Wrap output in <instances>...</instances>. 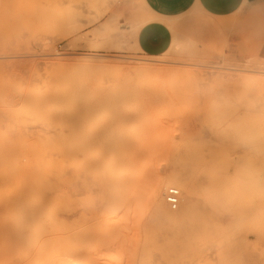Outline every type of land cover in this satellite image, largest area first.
Instances as JSON below:
<instances>
[{
  "label": "rangeland",
  "instance_id": "rangeland-1",
  "mask_svg": "<svg viewBox=\"0 0 264 264\" xmlns=\"http://www.w3.org/2000/svg\"><path fill=\"white\" fill-rule=\"evenodd\" d=\"M156 20L172 27L143 0H0V264H28L15 200L36 198L40 247H64L134 186L92 263L264 264V3L225 19L220 54L177 32L142 49Z\"/></svg>",
  "mask_w": 264,
  "mask_h": 264
},
{
  "label": "bare ground",
  "instance_id": "bare-ground-1",
  "mask_svg": "<svg viewBox=\"0 0 264 264\" xmlns=\"http://www.w3.org/2000/svg\"><path fill=\"white\" fill-rule=\"evenodd\" d=\"M74 64V63H73ZM79 65V64H78ZM76 66V65H75ZM83 66V65H82ZM77 67V66H76ZM81 67V65H80ZM62 102V101H61ZM60 103V102H59ZM61 104V103H60ZM62 107V106H61ZM93 110V109H92ZM95 111V110H94ZM92 115V114H91ZM97 116V115H96ZM95 117V116H94ZM97 118V117H95ZM82 119V118H81ZM93 119V118H92ZM71 120V119H70ZM86 121V120H85ZM78 122V121H77ZM101 129V128H100ZM104 129V128H103ZM103 129H101V132L104 131ZM110 131V130H109ZM112 131V130H111ZM62 132V131H60ZM100 133V132H99ZM113 133V132H112ZM103 133H100V135L102 136ZM100 136V137H101ZM132 136V135H131ZM104 137V136H103ZM106 137V136H105ZM104 137V138H105ZM103 138V139H104ZM106 139V138H105ZM104 139V140H105ZM107 140V139H106ZM98 142V140H97ZM101 142V141H100ZM110 144V143H109ZM100 147L101 144L99 143ZM111 146V145H110ZM107 147V146H106ZM2 148V147H1ZM108 149V148H107ZM121 149V148H120ZM103 150V149H101ZM112 150V149H111ZM63 152V151H62ZM108 150L106 152H102V153H107ZM123 152V151H122ZM101 153V152H100ZM111 153V152H110ZM113 153V152H112ZM108 154V153H107ZM114 154V153H113ZM109 155V159H108V164L112 166V163L114 162V155ZM43 157V156H42ZM92 157V156H90ZM96 158V157H95ZM137 158V157H136ZM105 159H107L105 157ZM104 159V160H105ZM45 160V159H44ZM96 160V159H95ZM136 160V159H135ZM139 160V159H138ZM2 161V160H0ZM97 161V160H96ZM3 162V161H2ZM4 163V162H3ZM2 164V163H1ZM9 166V165H8ZM118 166V164H117ZM11 167V165H10ZM92 167V166H91ZM101 168V167H100ZM99 168V169H100ZM105 168V167H104ZM9 169V168H8ZM11 169V168H10ZM94 169V168H93ZM138 169V168H137ZM121 170V169H120ZM115 173V172H114ZM136 173V172H135ZM44 175V174H43ZM100 175V174H98ZM111 175V174H110ZM134 175V174H133ZM142 175V174H141ZM145 175V174H144ZM118 176V175H117ZM105 177V176H104ZM107 177V176H106ZM105 177V178H106ZM110 177V176H109ZM108 177V178H109ZM107 178V179H108ZM136 179V177H135ZM144 179V177H143ZM156 179V178H154ZM106 180V179H105ZM130 180V179H129ZM132 182H130V184H127L126 187H128V185L133 184L134 178L133 180H131ZM146 181V180H145ZM149 181V180H148ZM125 182V181H124ZM128 182V181H127ZM125 182L124 185L127 183ZM113 183V182H112ZM119 183V182H118ZM137 183V182H136ZM148 183V182H147ZM152 183V180H151ZM120 184V183H119ZM118 184V185H119ZM146 184V182H145ZM123 185V184H122ZM133 186V185H131ZM150 188V194L151 197L157 201L158 197H159V192H160V184L159 182H153L151 185L149 183L148 185ZM108 187V186H107ZM123 187V186H122ZM125 187V188H126ZM136 187V190L134 189ZM164 187V184H163ZM119 188V186H118ZM117 188V189H118ZM126 188V189H127ZM133 191H137V186H134ZM110 189V188H108ZM139 189V188H138ZM163 189V188H162ZM20 191V190H19ZM111 191V190H110ZM116 191V189L114 190ZM22 192V191H20ZM130 192V194L126 195H122L119 196L117 199H112L113 204L112 207L109 208V210H107L106 212L103 211L104 213L100 215V218L98 221H96L97 226H86L84 228L81 229V240L77 245H67V246H60L59 244H55L52 247H40V237H41V232L43 230V226H44V221L42 218H29L28 214H29V210L31 208V204L33 202H36V198L33 197L31 198L29 196V198L27 197V199H24L21 203H19L18 201L15 200V203L13 205V216L14 219L16 221V234L18 237H20L22 239V246H21V250L22 252H26V259L28 261V264H89L88 262H91V264H96L95 262L92 263V261H95V258H97V256H99L101 254V250H96V238L97 235L96 232L97 228L100 229L103 232V229H107V231L105 230V232H103V234H105L107 236V238L111 237L112 235H116L118 236V238L120 237V234L123 233V226L122 228H120L121 226V222H123V220H126L125 218L128 217L129 213L131 212V206L134 202V198H136V194L134 192V194ZM44 194V193H42ZM124 194V193H123ZM34 196V194H33ZM46 196V195H45ZM77 196V195H76ZM92 196V195H91ZM161 196V195H160ZM4 197V196H3ZM108 197V196H107ZM111 197V196H110ZM117 197V196H116ZM9 198L11 199L10 195ZM31 198V199H30ZM150 198V195H149ZM162 198V196H161ZM115 200V201H114ZM159 201V200H158ZM110 202V201H109ZM4 203V202H3ZM56 209V205L53 204L52 205V211L54 212ZM45 210V209H44ZM101 210V209H100ZM100 213V212H99ZM97 215V214H96ZM90 219V218H89ZM2 220V219H1ZM9 221V220H7ZM128 221V219H127ZM10 222V221H9ZM14 222V221H11ZM6 222H4L5 224ZM81 223V222H80ZM95 223V222H94ZM95 223V224H96ZM10 226V225H9ZM7 228V227H6ZM125 229V227H124ZM9 230V229H8ZM57 229H51L50 233L55 232ZM12 231V230H11ZM100 231V232H101ZM125 231V230H124ZM78 232V231H77ZM125 233V232H124ZM64 234V233H63ZM78 235V234H77ZM100 235V234H99ZM103 236V235H102ZM101 236V237H102ZM113 237V236H112ZM104 238V237H103ZM102 238V239H103ZM121 239V238H120ZM116 240V239H115ZM119 240V239H118ZM62 241V240H61ZM101 241V240H100ZM99 241V242H100ZM106 241V240H105ZM121 242V241H120ZM110 243V242H109ZM116 243V242H115ZM119 246V245H118ZM15 247V246H14ZM96 247V249H95ZM20 248V247H19ZM43 248V251H42ZM111 248V247H110ZM120 248V246H119ZM120 248L119 252L120 253V257L117 258V263L121 262V260L124 259L125 257V249ZM110 250V249H109ZM112 250V249H111ZM105 252V251H104ZM107 253V252H106ZM105 253H103V255L100 257L102 258L104 256ZM107 255V254H106ZM105 255L106 259L107 256ZM110 255V254H109ZM112 256V255H111ZM93 257V258H92ZM98 257V258H100ZM103 257V258H105ZM100 258V259H101ZM109 261L110 260V256H109ZM107 261V260H106ZM124 261V260H123ZM113 262V260L111 261ZM98 264V263H97ZM106 264V263H105Z\"/></svg>",
  "mask_w": 264,
  "mask_h": 264
},
{
  "label": "crops",
  "instance_id": "crops-1",
  "mask_svg": "<svg viewBox=\"0 0 264 264\" xmlns=\"http://www.w3.org/2000/svg\"><path fill=\"white\" fill-rule=\"evenodd\" d=\"M148 9L166 21L147 23L138 34L139 46L155 53L168 46L174 32L197 42L207 50L220 54L228 46L225 19L246 5H260L264 0H143Z\"/></svg>",
  "mask_w": 264,
  "mask_h": 264
},
{
  "label": "built area",
  "instance_id": "built-area-1",
  "mask_svg": "<svg viewBox=\"0 0 264 264\" xmlns=\"http://www.w3.org/2000/svg\"><path fill=\"white\" fill-rule=\"evenodd\" d=\"M181 192L176 186H170L166 189L165 200L169 208L176 210L180 203Z\"/></svg>",
  "mask_w": 264,
  "mask_h": 264
}]
</instances>
